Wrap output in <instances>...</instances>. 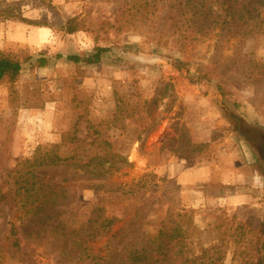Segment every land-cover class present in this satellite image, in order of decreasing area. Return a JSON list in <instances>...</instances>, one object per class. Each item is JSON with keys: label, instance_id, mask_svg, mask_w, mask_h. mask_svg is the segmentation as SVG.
<instances>
[{"label": "rangeland", "instance_id": "obj_1", "mask_svg": "<svg viewBox=\"0 0 264 264\" xmlns=\"http://www.w3.org/2000/svg\"><path fill=\"white\" fill-rule=\"evenodd\" d=\"M52 1L0 0V53L51 59L0 81V185L51 144L64 159L34 170L59 195L54 218L35 224L38 236L29 234L35 225L27 229L29 201L0 204V264H99L119 233L154 249L169 208L191 218L182 237L188 254L212 247L223 264L253 262L264 239V164L255 144L264 138V34L228 38L220 48L213 35L184 52L148 25L121 30L124 0ZM8 6L17 16L3 15ZM75 16L82 30L67 34ZM97 46L111 48L97 65L66 59ZM175 58L187 63L182 71ZM199 75L195 83L188 77ZM97 207L115 223L93 242L78 239L72 231L87 227ZM124 254L115 264H129Z\"/></svg>", "mask_w": 264, "mask_h": 264}, {"label": "trees", "instance_id": "obj_2", "mask_svg": "<svg viewBox=\"0 0 264 264\" xmlns=\"http://www.w3.org/2000/svg\"><path fill=\"white\" fill-rule=\"evenodd\" d=\"M40 1L47 6H53L52 0ZM3 12L6 17L17 16L9 6ZM117 19L121 30H123L122 28L129 30L145 25L160 30L163 36L167 35L171 38V42L179 51L187 52L193 44L208 40L213 35L217 36L215 45L220 48L222 42L228 38L238 36L256 38L258 35L264 34V0H124ZM64 29L67 34H74L82 30L80 17L69 18L64 24ZM109 51H111L110 47L97 46L90 53L72 54L68 55L66 59L75 64L97 65L102 61L103 55ZM62 57V54H56V58ZM164 57L167 58V56ZM160 59L164 58H152L156 62ZM50 60L47 55L13 58L0 53V81L4 78L15 81L26 63L44 67L49 65ZM173 65L177 70L182 71L187 63L175 58ZM186 71L187 75H190L189 70ZM200 75L199 77H188L191 82L195 83L199 80ZM170 87L171 84H167L163 89L157 90L167 91ZM60 146V144H51L50 149L43 154L41 152L34 159L18 162L17 166L7 173L9 180L3 184L5 186L12 179L14 181L11 187L3 191V186L0 185V204L9 198L16 199L17 197L32 204L26 212L27 216L33 219V221L29 220L27 229L35 224L47 223L54 218L51 209L57 203L59 195L50 184L39 179L34 170L38 164L49 166L61 164L64 159L56 152ZM147 177L156 178L157 176L149 174ZM36 203L39 205L36 206ZM42 208L48 210H44L43 216L40 217L39 212ZM101 211L100 207L95 208L92 218L88 222L89 227L87 225V227L83 226L72 231L75 232L78 239L93 242L103 234V231L115 223V217L107 218L101 214ZM188 217L185 209L175 211L169 208L166 219L162 221V228L156 234L154 249L148 243L141 248L138 242L139 236L133 237L134 235H132L128 238L126 235L127 238H125L123 233L117 234L115 242L107 245L108 250L101 257L102 262L99 264H115L121 251L125 253L122 260H126L129 264H223L222 257L218 256L212 247L203 248L198 256L187 253L182 239L187 228L192 226L191 218L189 220ZM259 227L264 232V220ZM38 228L39 226L35 225L29 234L32 235L35 232L38 236ZM67 233L69 236L71 232ZM10 234L13 238V246L20 248L19 230L15 224H12ZM73 244L80 247L79 242ZM120 244L119 252L117 245ZM257 249L258 254L250 264H264V239L257 240ZM213 251L214 253H212Z\"/></svg>", "mask_w": 264, "mask_h": 264}, {"label": "flooded vegetation", "instance_id": "obj_3", "mask_svg": "<svg viewBox=\"0 0 264 264\" xmlns=\"http://www.w3.org/2000/svg\"><path fill=\"white\" fill-rule=\"evenodd\" d=\"M255 144H256V148L260 154L261 161L264 164V138H262L259 141H256Z\"/></svg>", "mask_w": 264, "mask_h": 264}, {"label": "water", "instance_id": "obj_4", "mask_svg": "<svg viewBox=\"0 0 264 264\" xmlns=\"http://www.w3.org/2000/svg\"><path fill=\"white\" fill-rule=\"evenodd\" d=\"M237 123V125H236V128H237V130L239 131V132H241L249 141H256L257 139H255L254 137H251V136H249L248 135V133L244 130V129H242L241 128V125H240V123L239 122H236Z\"/></svg>", "mask_w": 264, "mask_h": 264}]
</instances>
